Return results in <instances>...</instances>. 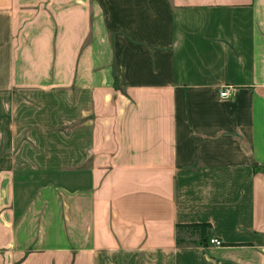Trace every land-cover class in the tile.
<instances>
[{"label": "crops", "instance_id": "obj_1", "mask_svg": "<svg viewBox=\"0 0 264 264\" xmlns=\"http://www.w3.org/2000/svg\"><path fill=\"white\" fill-rule=\"evenodd\" d=\"M5 231L0 264H264V0H0Z\"/></svg>", "mask_w": 264, "mask_h": 264}, {"label": "trees", "instance_id": "obj_2", "mask_svg": "<svg viewBox=\"0 0 264 264\" xmlns=\"http://www.w3.org/2000/svg\"><path fill=\"white\" fill-rule=\"evenodd\" d=\"M177 227L179 228V230H182L184 228L192 229L191 233L193 235L199 236L198 240L193 241V242H185L179 238V242H181V243L185 242L188 244H190V243L206 244L208 242L209 231L211 229V225L209 223L179 224Z\"/></svg>", "mask_w": 264, "mask_h": 264}, {"label": "rangeland", "instance_id": "obj_3", "mask_svg": "<svg viewBox=\"0 0 264 264\" xmlns=\"http://www.w3.org/2000/svg\"><path fill=\"white\" fill-rule=\"evenodd\" d=\"M192 229H189V228H184L182 229V232L186 233V234H183L185 235V241L186 242H190L192 241L193 239H196L198 238L197 236L195 237H190L189 233L191 232ZM0 238H4V246L3 247H0V252L1 253H4L5 256H9L12 253V248L10 246H7V244L9 243V241L7 240H11V233L10 232H4L3 235L0 234ZM24 254V253H23ZM20 256H22V253L20 254ZM4 264H32V263H25V262H22V260H20V262H15V263H12L11 261H6ZM36 264H42V263H36Z\"/></svg>", "mask_w": 264, "mask_h": 264}, {"label": "built area", "instance_id": "obj_4", "mask_svg": "<svg viewBox=\"0 0 264 264\" xmlns=\"http://www.w3.org/2000/svg\"><path fill=\"white\" fill-rule=\"evenodd\" d=\"M229 95H230V89H229V87H224V88L220 91V96H221V97L226 98V97H228ZM208 242H209L210 244H214L215 246H218V247L223 246V244H224L223 241H222L221 239L217 238V237H212V238H210Z\"/></svg>", "mask_w": 264, "mask_h": 264}]
</instances>
